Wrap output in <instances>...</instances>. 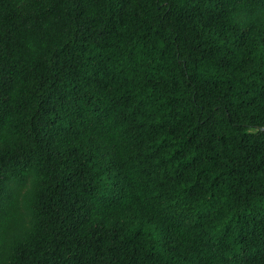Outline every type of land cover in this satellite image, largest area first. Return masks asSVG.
<instances>
[{
	"label": "trees",
	"instance_id": "16d2710c",
	"mask_svg": "<svg viewBox=\"0 0 264 264\" xmlns=\"http://www.w3.org/2000/svg\"><path fill=\"white\" fill-rule=\"evenodd\" d=\"M9 216L0 264H264V0H0Z\"/></svg>",
	"mask_w": 264,
	"mask_h": 264
},
{
	"label": "clouds",
	"instance_id": "9594fccd",
	"mask_svg": "<svg viewBox=\"0 0 264 264\" xmlns=\"http://www.w3.org/2000/svg\"><path fill=\"white\" fill-rule=\"evenodd\" d=\"M23 195V193L21 194ZM10 227H12V217H6L3 222H0V230L7 231Z\"/></svg>",
	"mask_w": 264,
	"mask_h": 264
}]
</instances>
